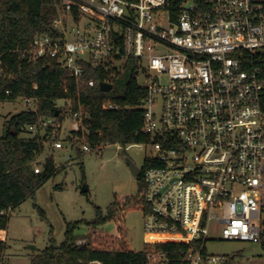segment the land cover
I'll return each mask as SVG.
<instances>
[{
  "label": "built area",
  "instance_id": "1",
  "mask_svg": "<svg viewBox=\"0 0 264 264\" xmlns=\"http://www.w3.org/2000/svg\"><path fill=\"white\" fill-rule=\"evenodd\" d=\"M53 26V35L35 36L30 58L55 59L78 82L90 64L103 70V80L86 78L91 87L114 85L133 61L148 91L140 107L150 139L137 143L150 163L143 176L147 264H231L208 251L212 221L227 240L260 244L264 0H60ZM23 99L27 111L36 109L37 98ZM72 120L73 130L84 129L81 110ZM49 121L54 146L63 148L62 122ZM158 243L186 247L171 258Z\"/></svg>",
  "mask_w": 264,
  "mask_h": 264
},
{
  "label": "trees",
  "instance_id": "2",
  "mask_svg": "<svg viewBox=\"0 0 264 264\" xmlns=\"http://www.w3.org/2000/svg\"><path fill=\"white\" fill-rule=\"evenodd\" d=\"M59 5L60 0H0V102L23 97L38 99L34 111L24 110L12 116L0 137V264L5 259L12 212L28 198L35 197L44 183L65 169L58 166L54 155L50 154L39 163L41 168L36 172L38 156L48 137H22L25 126L36 125L41 119L58 117L61 121L69 107L72 111L81 110L83 115L84 129L72 130L68 138L74 145L83 140L94 149L108 144H119L125 149L129 144L150 139L142 132L144 111L140 107L148 91L138 84L135 62L128 63L125 80L117 78L114 88L107 92L98 84L89 86L86 78L98 81L105 78L103 70L91 64L86 77L78 82L57 60L29 57L27 50L36 35L55 33L53 19ZM261 74L264 77V66ZM6 90L10 91L9 95ZM60 101L65 102L63 106H58ZM261 101L264 106V92ZM108 103L117 107H105ZM84 153L77 148L78 158H83ZM148 166L150 163L145 161L137 176L138 193L116 196L106 210L96 206L92 220L67 222L64 241L57 244L51 236L49 246L33 258L31 264H147V250H135L130 244L126 215L130 210H148L143 179ZM81 170L85 179L83 162ZM110 221L117 225L115 235L103 228ZM83 225L88 228L84 234L86 241L79 242L78 231ZM260 245L264 249V229ZM184 247L183 244L158 243L154 248L174 258L180 256Z\"/></svg>",
  "mask_w": 264,
  "mask_h": 264
},
{
  "label": "rangeland",
  "instance_id": "3",
  "mask_svg": "<svg viewBox=\"0 0 264 264\" xmlns=\"http://www.w3.org/2000/svg\"><path fill=\"white\" fill-rule=\"evenodd\" d=\"M125 78L126 71L121 74V79ZM139 80L143 81V75H140ZM64 103L60 101L58 106H63ZM24 110L26 107L23 98L0 102V137L11 117ZM72 114V109L68 107L65 118L61 120L62 128L57 140L64 143L63 148L55 147L48 135L52 124L49 119L43 122L37 132L30 130L29 126L22 129V137H48L43 152L38 156L36 167L41 168L39 163L44 162L51 154L57 165L65 166V169L44 183L35 197L28 198L12 212L3 264H31L32 259L49 246L51 236L57 244L64 241L67 222L92 220L96 215V206L106 210L116 196H130L140 189L130 162L142 170L147 152L137 143L129 144L125 149L119 144H108L102 150L92 148L84 151L83 158H78L77 148L83 149L85 142L80 140L73 146L68 141L73 130ZM81 162L85 165V179ZM85 185L88 192L82 191ZM126 220L132 248L138 251L150 249V245L145 243L144 212L139 209L130 210ZM103 228L107 233H118L114 221L106 223ZM223 228L218 222H211L209 237L214 240H209L207 244L210 253L231 258V264H264V249L259 243L227 240L223 237ZM87 229L83 225L78 231L81 236L79 242L86 241L84 234Z\"/></svg>",
  "mask_w": 264,
  "mask_h": 264
},
{
  "label": "water",
  "instance_id": "4",
  "mask_svg": "<svg viewBox=\"0 0 264 264\" xmlns=\"http://www.w3.org/2000/svg\"><path fill=\"white\" fill-rule=\"evenodd\" d=\"M100 88L103 91H111L114 88L113 84L110 83H106V82H100ZM130 166L132 168V171L134 173L135 176H139L141 173V170L139 168H137L132 162H130ZM83 192H88V187L85 185L82 189Z\"/></svg>",
  "mask_w": 264,
  "mask_h": 264
},
{
  "label": "crops",
  "instance_id": "5",
  "mask_svg": "<svg viewBox=\"0 0 264 264\" xmlns=\"http://www.w3.org/2000/svg\"><path fill=\"white\" fill-rule=\"evenodd\" d=\"M99 264H101V263H99Z\"/></svg>",
  "mask_w": 264,
  "mask_h": 264
}]
</instances>
